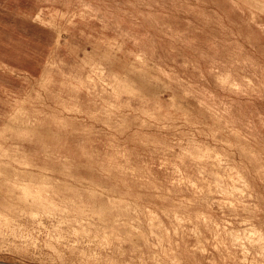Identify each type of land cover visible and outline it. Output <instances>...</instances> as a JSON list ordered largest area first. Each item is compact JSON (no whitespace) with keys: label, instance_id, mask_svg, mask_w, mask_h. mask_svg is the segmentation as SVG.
<instances>
[{"label":"clouds","instance_id":"obj_1","mask_svg":"<svg viewBox=\"0 0 264 264\" xmlns=\"http://www.w3.org/2000/svg\"><path fill=\"white\" fill-rule=\"evenodd\" d=\"M0 264H264V0H0Z\"/></svg>","mask_w":264,"mask_h":264}]
</instances>
